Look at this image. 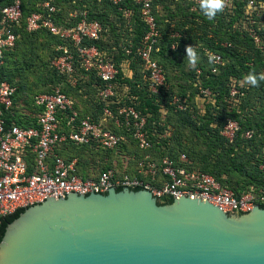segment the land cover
<instances>
[{
    "label": "trees",
    "instance_id": "16d2710c",
    "mask_svg": "<svg viewBox=\"0 0 264 264\" xmlns=\"http://www.w3.org/2000/svg\"><path fill=\"white\" fill-rule=\"evenodd\" d=\"M11 1L0 0V5ZM45 1L59 8L54 19L60 28L75 24V20L69 19V12L86 10L88 19L99 21L104 31L100 40L83 44L96 46L112 59L118 69L124 59L129 60L132 77L121 80L119 74L117 79L128 87L129 95L136 98L135 108L142 115H148L147 129L153 142L150 151L153 158L168 157L178 165L208 173L237 196L250 187H264L263 174L257 168L259 149L264 143V82L259 87L242 83L249 72H264V49L258 50L246 32L236 27L242 19L243 0H234L233 14L221 13L212 21L204 16L200 7L192 11L190 0H158L154 3V15L162 39L153 57L163 67L166 81L181 78L186 83L190 82L189 79H197L203 88L210 90L213 102L207 101L203 112L191 102L185 103L188 105L185 111L175 110L166 104V98L171 95L179 97L185 93L187 96V91H182L184 89L178 82H170L158 96L147 91L139 60L134 55H126L123 50L133 48L145 33L134 0H123L119 6L122 10L131 11L127 18L118 6L97 0H21L23 19L19 27L13 28L17 36L14 47L3 55L0 82H7L15 88L12 116L5 114V121L22 128L36 126V115L40 110L33 106L34 97L51 94L56 88L74 100L80 118L91 117L98 122L104 106L98 99L104 83L94 72L78 68L75 50L70 45L67 48L74 58V84L69 77L50 67V61L61 54L56 48L63 42L45 30L26 31L25 17L39 12V5ZM173 32L179 37L171 38ZM172 45H175L174 50ZM188 46L196 47L199 54L195 68L186 59ZM204 49L217 52L225 59V65L217 74H210V63L204 56ZM197 69L201 70L198 78L195 74ZM232 80L243 85L240 90L244 91V96L237 104L229 102ZM192 85L194 83L188 84L189 87ZM193 97L189 95L183 99L191 101ZM116 107L110 105L113 111ZM228 119L241 127L231 144L220 134ZM246 131L253 132L250 139L243 137ZM116 133L122 131L116 130ZM123 153L135 160L142 157L131 141L115 150L67 144L59 151L66 160L77 159L78 174L84 178L111 168L114 162L119 164ZM180 155H185V163H180ZM116 190L121 191L122 188ZM23 210L19 209L1 220L0 235Z\"/></svg>",
    "mask_w": 264,
    "mask_h": 264
},
{
    "label": "built area",
    "instance_id": "2783aa9c",
    "mask_svg": "<svg viewBox=\"0 0 264 264\" xmlns=\"http://www.w3.org/2000/svg\"><path fill=\"white\" fill-rule=\"evenodd\" d=\"M97 1L118 7L123 2ZM157 1L134 0L139 8V18L145 26V33L133 48H123L126 55H134L139 60L147 91L156 96L166 90L165 71L153 57L162 39L154 15V3ZM190 1L191 10L197 11L199 0ZM243 1L242 19L236 27L246 32L258 50H263L264 1ZM21 4V0H12L10 4L0 5V65L3 64L4 53L15 45L17 36L13 33V28L19 27L22 22ZM235 7L234 0H229L223 13L233 14ZM39 8V12L25 17L26 31L45 30L63 42L56 48L61 54L50 61V67L69 77L74 84V58L67 48L70 45L75 50L78 68L84 72H94L104 83V89L98 92V99L104 106L98 122L91 117L80 118L74 100L56 88L51 94H38L34 97L33 106L40 110L36 115V126L22 128L14 122L7 124L5 121V114L12 116L15 88L7 82H0V222L17 210L25 209L37 194H104L109 189L118 188H139L150 191L156 198L174 200L188 197L214 206L249 211L255 206L264 207V187L253 186L237 196L208 173L188 169L168 157L153 158L150 152L153 142L147 129L148 115H142L135 108L136 98L130 96L128 87L117 79L119 74L121 80L132 77L129 60L124 59L118 69L112 59L96 46L83 44L101 39L104 31L102 24L88 19L86 10H73L68 17L75 20V24L60 28L54 19L59 8L50 1L41 3ZM118 9L125 18L131 15L129 10H122L121 7ZM177 37L178 33H171V38ZM171 49L174 50L175 45ZM210 55L217 59L214 63L209 62V72L217 74L226 61L219 53L204 49V56L208 61ZM195 74L198 78L201 70L197 69ZM241 87V82L232 80L228 95L230 103L237 104L244 96ZM198 89L199 97L213 102L209 89L203 88L200 83ZM166 99V104L173 106L175 110L185 111L188 108L177 95ZM110 105H117L115 111ZM161 111L165 113L164 110ZM240 129L236 121L228 119L220 134L231 144ZM116 130L122 133H116ZM252 135V131H246L243 137L250 139ZM130 141L142 153L141 158L135 160L131 155L120 154L119 164L114 162L111 168L85 178L78 174L76 158L66 160L59 154L67 144L115 150ZM186 160L185 155H180V163H185ZM257 168L264 178V143L259 149Z\"/></svg>",
    "mask_w": 264,
    "mask_h": 264
},
{
    "label": "water",
    "instance_id": "95a60500",
    "mask_svg": "<svg viewBox=\"0 0 264 264\" xmlns=\"http://www.w3.org/2000/svg\"><path fill=\"white\" fill-rule=\"evenodd\" d=\"M0 264H264V208L127 188L37 194L0 235Z\"/></svg>",
    "mask_w": 264,
    "mask_h": 264
},
{
    "label": "clouds",
    "instance_id": "9594fccd",
    "mask_svg": "<svg viewBox=\"0 0 264 264\" xmlns=\"http://www.w3.org/2000/svg\"><path fill=\"white\" fill-rule=\"evenodd\" d=\"M228 4L229 0H199L200 10L209 21L214 20L218 14L223 13ZM186 59L192 68L197 66L199 54L196 47L188 46L186 48ZM216 59L214 55L209 56L210 63H214ZM261 82H264V72L256 73L253 71L243 78L242 83L251 87H259Z\"/></svg>",
    "mask_w": 264,
    "mask_h": 264
},
{
    "label": "rangeland",
    "instance_id": "374dc122",
    "mask_svg": "<svg viewBox=\"0 0 264 264\" xmlns=\"http://www.w3.org/2000/svg\"><path fill=\"white\" fill-rule=\"evenodd\" d=\"M183 80L184 79L179 78V79H167V81H166V78H165V84H166V87H167L170 82H175V83L178 82V85L179 86H182L183 89H184L182 91H185V90L187 91V96L191 95V97H192V95H194V97L192 98L191 101L189 100V98H188V101H186V99H183L184 97H187V96H185V93L182 96L179 95V98L182 100V102L183 101H184V103L191 102V105H196V107L198 109L204 108V105L207 104V100L206 99H202L197 94L199 92L198 87H199V83L200 82L198 83L197 79H189L190 82H186L185 83ZM190 83H194V85H192L191 87H189L188 84H190ZM122 165H123V163H122Z\"/></svg>",
    "mask_w": 264,
    "mask_h": 264
}]
</instances>
